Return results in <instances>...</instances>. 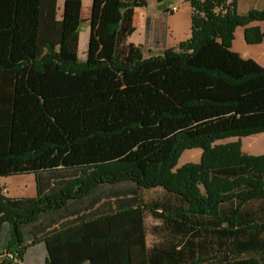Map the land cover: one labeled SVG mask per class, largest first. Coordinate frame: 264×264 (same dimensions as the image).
<instances>
[{
  "label": "trees",
  "instance_id": "1",
  "mask_svg": "<svg viewBox=\"0 0 264 264\" xmlns=\"http://www.w3.org/2000/svg\"><path fill=\"white\" fill-rule=\"evenodd\" d=\"M188 1L191 37L150 56L129 41L148 0L118 1L105 58L79 56L82 0H64L61 17L58 0H29L30 24L23 11L13 22L0 14V35L14 45L0 57V177L33 172L36 183L34 196L0 188V264H20L37 244L42 264H264V206L244 212L264 202V154L244 153L240 140L264 132V66L232 48L238 26L247 43L263 41L249 24L264 21V8ZM27 67L59 82L64 120H35L27 104L15 113ZM230 137L238 140L217 143ZM192 148L203 150L200 162L177 167ZM158 189L160 200L145 201ZM209 232L235 239L204 254L194 237Z\"/></svg>",
  "mask_w": 264,
  "mask_h": 264
},
{
  "label": "crops",
  "instance_id": "2",
  "mask_svg": "<svg viewBox=\"0 0 264 264\" xmlns=\"http://www.w3.org/2000/svg\"><path fill=\"white\" fill-rule=\"evenodd\" d=\"M119 0H82V10L81 16L83 18L84 23L87 20V26L90 27L89 33L83 43V33L80 30V41H79V56L80 52L82 55V59L86 58L87 55H91L95 58H105L113 53L115 40L113 37H110L107 34L106 30V22L113 20L115 17V6ZM255 1V6L252 8V4L248 5L247 13L250 9H262L264 8V0H249ZM260 1V2H259ZM166 0L162 4H164ZM161 4V3H160ZM159 4V5H160ZM64 6V0H58V15L61 17L62 10ZM87 8V14L83 15V9ZM189 7V6H188ZM191 7V6H190ZM140 8H136L134 14L135 16ZM166 10L161 9L157 12L158 17H160V21L165 23V28L161 30V35L164 37L166 42V33H167V24L166 19L169 14H171V6L167 5L165 7ZM9 11V17L7 19L11 22L15 21L14 12L23 11L21 14L22 22L26 24L32 23L35 16L36 5L29 2V0H0V14H4L3 11ZM161 10V11H160ZM167 11V12H164ZM240 11V10H239ZM240 13V12H239ZM243 14V13H241ZM149 17V32L152 26L158 25V18L154 19V17L147 12H142L143 18V34H147L146 31V19ZM6 19V21H7ZM81 24V26H82ZM260 26L262 31L264 32V21H254L249 24V26ZM8 41V42H7ZM130 42H136L132 40L131 36L129 38ZM167 48V47H165ZM233 50L237 51L244 58H252L264 66V39L261 43L257 44H249L245 38V27L238 26L235 30V38L233 40ZM6 51L14 52L13 42L8 40V37L4 35H0V57L5 55ZM12 55V54H11ZM151 79H147L143 81V83H149ZM152 81V80H151ZM53 94L56 96H53ZM60 84L56 81L53 84H49L44 80H39L36 74L33 72L31 67H27L23 69L18 76L17 79V90H16V98H15V113L18 112V108L24 104L33 105V118L38 121L46 120L47 116L50 115L53 121H58L62 118H59L58 114L63 111L62 106L65 105L64 98H60ZM64 96V95H63ZM54 114V116H53ZM64 120V119H62ZM238 137H230L224 140H219L217 143H226L236 141ZM200 149V148H199ZM190 149L185 150L184 152H188ZM202 150V149H200ZM242 150L247 154L260 155L264 154V132H260L257 134H251L248 136L242 137ZM183 152V153H184ZM185 153L181 156L179 160V166L184 165L189 162L191 157L185 156ZM200 153V151H199ZM58 166H64L63 163H57ZM51 165H45V167ZM26 174H30L34 176L33 172H19L16 174H12L5 177H0V182L5 181L7 177L12 176H23ZM1 184V183H0ZM8 185V184H7ZM160 190V189H158ZM5 194L10 196H15L13 193L8 192V187L4 188ZM161 192V191H160ZM22 197V196H15Z\"/></svg>",
  "mask_w": 264,
  "mask_h": 264
},
{
  "label": "rangeland",
  "instance_id": "3",
  "mask_svg": "<svg viewBox=\"0 0 264 264\" xmlns=\"http://www.w3.org/2000/svg\"><path fill=\"white\" fill-rule=\"evenodd\" d=\"M148 1H149L148 6L140 8L136 14L135 20H134L135 32L131 35L132 40L136 41L135 43L133 42L134 44L142 45L145 56L158 54L162 52V50L165 49V47L167 48L176 47L180 42L187 41L191 37V34H192L191 7H190V3L188 0H166V2L162 5L158 2V0H148ZM250 4H252V8H253V6H255V1L250 2L249 0H238L237 11L245 14V12L248 10V5ZM167 5H170L171 7L175 5L179 9L177 12L171 13L167 17H165L166 19L165 21H166L167 29H168L166 33V42H165L164 37H162L161 35V30L165 28V23L163 21H160V17H158L157 12L159 10V7L163 9L167 7ZM87 11L88 9L85 7L83 9L84 16L87 14ZM143 11L152 15L154 19H156V17L158 18V25L156 24V26H152L150 29V32L148 29L146 35L143 34V31H144L143 18H142ZM164 12H167V11H164ZM87 24L88 22L87 20H85L81 26V30L83 33L82 47L85 45L84 44L85 38L87 36V33H89L90 31V27H88ZM80 57H82L81 52H80ZM120 88L122 91H125V88L127 87L125 83H123ZM140 92L141 91H138L136 95H138V93L140 94ZM240 140H241V147H242V138ZM226 143H229V142H226ZM200 149L192 148L188 152L186 153L184 152L185 156L191 157L189 162H195V163L200 162L202 152H203V150H200ZM100 152L101 151L99 150V158L104 157L101 155ZM184 153H182V155ZM249 155H253V154H249ZM260 155H263V154H260ZM256 156H259V155H256ZM177 167H180L179 161H178ZM6 180H7L6 184H5V181L0 182L1 183L0 188L2 189L3 193H5L3 189L8 187V192L11 194L13 193L15 196H34L36 194L35 179H34V176H31L30 174H26L23 176L7 177ZM161 194L162 193L160 192V190H149V191H146V193L144 194V198H145V201L150 203L151 201H154V200H160L162 198ZM172 201L174 202V200ZM260 206H264V202L262 203L253 202L251 204L246 205V207L244 208V212L245 213L251 212L253 208H258ZM157 221L158 220L153 219L151 216H149L147 219L148 227L155 226ZM216 228L220 230H224L226 228V224H221L220 226H216ZM154 239L155 238H153L152 235H149V244H151ZM230 239H235V238L230 235L224 236V235H219L213 232L204 234L201 237L200 236L194 237L195 242H199L202 245H204V249H203L204 254L206 253L221 254V252L226 250ZM240 239H243V237L240 236ZM44 256H45V250L43 246L41 244H37L36 246L31 248L29 250L28 255H26V257L23 260L18 261V263L20 264H42L44 260Z\"/></svg>",
  "mask_w": 264,
  "mask_h": 264
},
{
  "label": "built area",
  "instance_id": "4",
  "mask_svg": "<svg viewBox=\"0 0 264 264\" xmlns=\"http://www.w3.org/2000/svg\"><path fill=\"white\" fill-rule=\"evenodd\" d=\"M178 9H179V8H178L177 6L173 5V6L171 7L170 11H171V13H175V12L178 11Z\"/></svg>",
  "mask_w": 264,
  "mask_h": 264
}]
</instances>
